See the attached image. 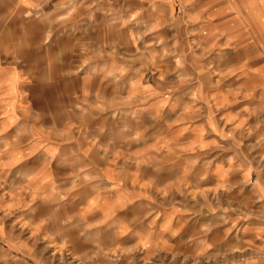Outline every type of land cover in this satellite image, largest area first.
Instances as JSON below:
<instances>
[{
    "label": "clouds",
    "instance_id": "obj_1",
    "mask_svg": "<svg viewBox=\"0 0 264 264\" xmlns=\"http://www.w3.org/2000/svg\"><path fill=\"white\" fill-rule=\"evenodd\" d=\"M0 264H264V0H0Z\"/></svg>",
    "mask_w": 264,
    "mask_h": 264
}]
</instances>
